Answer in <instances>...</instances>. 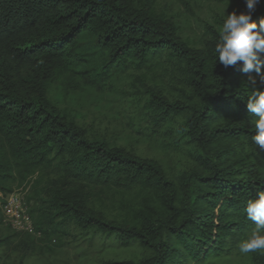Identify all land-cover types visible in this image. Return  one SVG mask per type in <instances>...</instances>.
I'll return each instance as SVG.
<instances>
[{"label":"trees","instance_id":"16d2710c","mask_svg":"<svg viewBox=\"0 0 264 264\" xmlns=\"http://www.w3.org/2000/svg\"><path fill=\"white\" fill-rule=\"evenodd\" d=\"M153 1L0 0V223L5 198L35 176L30 195L39 203L23 202L35 233L45 237L56 223L71 222L113 235L123 247L136 243L151 251L111 264L204 263L238 253L255 227L246 204L264 191V149L252 141L256 117L247 110L264 79L242 72V62L228 68L219 62L214 45L222 19L192 45L153 12ZM230 6V12L247 11L245 0ZM251 18L257 25L264 19V0ZM85 44L103 53L93 75L81 70ZM159 58L171 65L179 94L147 88L145 108L156 130L183 118L179 141L190 147L191 161L176 177L157 159L90 139L48 97L63 77L98 86L112 68L140 69ZM71 179L79 184L70 186ZM45 180L41 198L37 186ZM86 185L148 190L157 203L117 220L89 204ZM9 243L0 237V246ZM249 264L264 258L252 253Z\"/></svg>","mask_w":264,"mask_h":264},{"label":"rangeland","instance_id":"374dc122","mask_svg":"<svg viewBox=\"0 0 264 264\" xmlns=\"http://www.w3.org/2000/svg\"><path fill=\"white\" fill-rule=\"evenodd\" d=\"M224 7L225 13H229L230 0H154L152 4L153 12L175 24L179 34L192 45H199L208 27L222 19ZM83 49L89 54L81 70H89L93 75L99 71L103 53L91 44H85ZM147 88L161 89L170 97L179 94L180 84L172 74L171 65L163 58L140 69L112 68L98 86H89L77 77H63L53 82L48 97L69 120L85 129L90 139L105 140L140 156L157 159L171 175L179 176L191 161L190 147L179 141L184 132L183 118L154 129L145 108ZM34 181L35 176L12 191L29 207L39 203L33 199L35 195H30ZM46 183L47 180L37 186L41 198ZM68 183L70 186L79 184L73 179ZM83 187L92 207L117 220L131 219L135 211L157 203L148 190H126L113 185L95 189L88 185ZM2 219L0 237H9L10 243L0 246V264H111L151 255L150 250L136 243L123 247L113 235L82 230L71 222L56 223L43 237L39 231L33 236L21 234L4 220V216ZM255 254L264 258V252ZM249 255L238 251L231 256L189 264H249Z\"/></svg>","mask_w":264,"mask_h":264},{"label":"clouds","instance_id":"9594fccd","mask_svg":"<svg viewBox=\"0 0 264 264\" xmlns=\"http://www.w3.org/2000/svg\"><path fill=\"white\" fill-rule=\"evenodd\" d=\"M259 2L245 0L247 11L239 13L232 11L226 14V6L223 8L214 52L225 68L242 62V72L255 71L264 79L261 73L264 67V59L261 58L264 54V19L257 25L251 18ZM247 110L256 117L252 141L264 149V90H256L248 97ZM245 212L255 227L239 242V252L244 255L264 252V191L259 192L257 198L248 200Z\"/></svg>","mask_w":264,"mask_h":264},{"label":"built area","instance_id":"2783aa9c","mask_svg":"<svg viewBox=\"0 0 264 264\" xmlns=\"http://www.w3.org/2000/svg\"><path fill=\"white\" fill-rule=\"evenodd\" d=\"M4 220L16 231L35 234V229L23 201L15 194L10 193L2 205ZM39 234V232H38Z\"/></svg>","mask_w":264,"mask_h":264}]
</instances>
